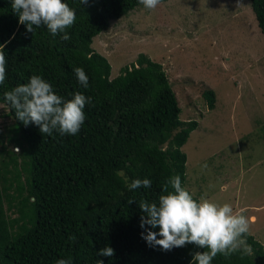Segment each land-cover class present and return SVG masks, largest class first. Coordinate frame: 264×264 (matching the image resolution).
Returning <instances> with one entry per match:
<instances>
[{
  "label": "trees",
  "instance_id": "trees-1",
  "mask_svg": "<svg viewBox=\"0 0 264 264\" xmlns=\"http://www.w3.org/2000/svg\"><path fill=\"white\" fill-rule=\"evenodd\" d=\"M12 2L0 0V48L6 58L0 103L12 120L0 130V264H56L68 258L72 264H96L98 259L103 264H190L191 253L207 249L148 246L141 238L138 205L158 202L164 183L174 176L184 188L185 155L179 147L196 121L178 118L159 63L137 53L110 77L107 60L90 46L109 19L125 14L137 0H62L76 14L66 30L68 41L61 40L63 34L52 36L45 26L27 32ZM248 4L264 40V0ZM77 67L88 77L87 88L78 83ZM33 75L65 99L76 92L91 97L76 135L48 136L16 119L3 93L27 84ZM202 95L211 108L213 93ZM257 128L264 141V122ZM136 179L151 180V187L130 190ZM129 199L136 203L128 204ZM245 239L252 255L218 254L211 264H264L260 243L249 233ZM105 246L114 256H96Z\"/></svg>",
  "mask_w": 264,
  "mask_h": 264
},
{
  "label": "rangeland",
  "instance_id": "rangeland-1",
  "mask_svg": "<svg viewBox=\"0 0 264 264\" xmlns=\"http://www.w3.org/2000/svg\"><path fill=\"white\" fill-rule=\"evenodd\" d=\"M91 48L109 76L137 53L160 64L178 118L194 119L179 149L183 186L247 217L264 249V40L248 0H163L154 10L135 5L109 19ZM213 93L207 108L202 92ZM12 120L0 103V130Z\"/></svg>",
  "mask_w": 264,
  "mask_h": 264
},
{
  "label": "clouds",
  "instance_id": "clouds-1",
  "mask_svg": "<svg viewBox=\"0 0 264 264\" xmlns=\"http://www.w3.org/2000/svg\"><path fill=\"white\" fill-rule=\"evenodd\" d=\"M80 4H88V0H79ZM145 9L154 10L161 0H137ZM12 11L18 15V23L26 26V31L33 33L35 28L45 26L52 36L61 35V40L68 41L67 29L76 20V14L62 0H13ZM6 58L0 48V85L6 79ZM78 83L88 87V77L82 68H74ZM3 99L14 110L16 119L25 126H38L41 134L51 136L53 132L61 136L76 135L86 119L84 108L91 103V97L76 92L71 99L57 95L50 83L38 75L30 77L27 84L18 85L3 93ZM18 152L19 149H14ZM122 174V173H121ZM149 179H136L129 185L130 190L140 187L150 188ZM171 187L172 191H169ZM163 193L158 202L140 201L138 207L143 213L139 227L144 229L141 238L148 246L171 251L173 248L194 244L200 249L191 253L190 264H211L221 254L229 257L241 252L252 255V247L245 236L249 230L246 216L235 213L230 204H217L201 198L197 202L193 196L181 186L180 177L174 176L163 185ZM128 204L136 203L129 199ZM148 226L147 228L145 226ZM159 228L158 232L150 229ZM146 233V234H145ZM157 236L161 237L157 239ZM75 241L74 235L69 236ZM114 250L105 246L96 252L99 257H112ZM56 264H72L71 259H58ZM103 264V260H96Z\"/></svg>",
  "mask_w": 264,
  "mask_h": 264
}]
</instances>
